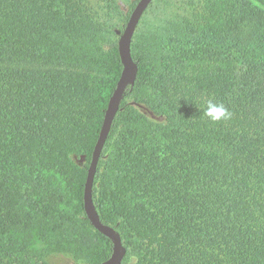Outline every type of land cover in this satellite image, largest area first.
Returning a JSON list of instances; mask_svg holds the SVG:
<instances>
[{
    "label": "trees",
    "instance_id": "16d2710c",
    "mask_svg": "<svg viewBox=\"0 0 264 264\" xmlns=\"http://www.w3.org/2000/svg\"><path fill=\"white\" fill-rule=\"evenodd\" d=\"M130 15L116 32L91 0H0V264L111 257L84 188ZM132 56L93 189L123 264H264V0H187Z\"/></svg>",
    "mask_w": 264,
    "mask_h": 264
},
{
    "label": "water",
    "instance_id": "95a60500",
    "mask_svg": "<svg viewBox=\"0 0 264 264\" xmlns=\"http://www.w3.org/2000/svg\"><path fill=\"white\" fill-rule=\"evenodd\" d=\"M153 1L154 0L138 1L129 17L123 33L119 38L118 52L123 65V70L117 82L116 88L109 99L85 182L84 210L86 216L92 226L101 234L109 238L113 245L111 257L104 264H123L127 254V249L123 244L120 233L112 226L104 224L101 221L93 196L95 177L103 150L112 131L114 121L120 111L126 92L130 87L135 85L137 80L139 66L132 56V42L143 15Z\"/></svg>",
    "mask_w": 264,
    "mask_h": 264
},
{
    "label": "rangeland",
    "instance_id": "374dc122",
    "mask_svg": "<svg viewBox=\"0 0 264 264\" xmlns=\"http://www.w3.org/2000/svg\"><path fill=\"white\" fill-rule=\"evenodd\" d=\"M108 1L109 0H91V4L98 16H101L102 18L106 17L110 20L112 25L117 26L115 31L120 32L118 27L122 25L124 17L130 12L132 13L133 5L139 0H113L114 4L112 8H114L116 4L117 9L112 13L107 12ZM186 1L187 0H154L143 15L134 37L141 36L147 29L162 23L163 20L172 14L182 13L185 8ZM140 109H142L150 117H153V115L146 108L140 107ZM157 119L159 120V118ZM46 260L48 264H85L74 260L71 255L61 252L49 254ZM129 264H134V262L130 261Z\"/></svg>",
    "mask_w": 264,
    "mask_h": 264
},
{
    "label": "clouds",
    "instance_id": "9594fccd",
    "mask_svg": "<svg viewBox=\"0 0 264 264\" xmlns=\"http://www.w3.org/2000/svg\"><path fill=\"white\" fill-rule=\"evenodd\" d=\"M204 116L212 122H219L231 118L232 113L223 103H218L213 100H208L206 108L204 109Z\"/></svg>",
    "mask_w": 264,
    "mask_h": 264
}]
</instances>
